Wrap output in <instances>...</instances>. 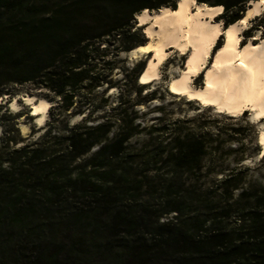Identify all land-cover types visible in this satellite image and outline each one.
<instances>
[{
    "label": "trees",
    "instance_id": "16d2710c",
    "mask_svg": "<svg viewBox=\"0 0 264 264\" xmlns=\"http://www.w3.org/2000/svg\"><path fill=\"white\" fill-rule=\"evenodd\" d=\"M37 1L0 0V97L30 84L64 107L100 81L91 63L103 56L100 44L121 33L136 42L137 13L176 4ZM197 1L220 5L229 24L250 0ZM116 120L111 137V121L34 139L4 131L0 264H264V188L244 187L234 172L208 186L187 183L183 174H201L203 135L169 137L151 125L156 135L135 148V128Z\"/></svg>",
    "mask_w": 264,
    "mask_h": 264
},
{
    "label": "rangeland",
    "instance_id": "374dc122",
    "mask_svg": "<svg viewBox=\"0 0 264 264\" xmlns=\"http://www.w3.org/2000/svg\"><path fill=\"white\" fill-rule=\"evenodd\" d=\"M37 2L40 3L41 0ZM156 2L158 0L150 2L145 0L142 3ZM260 8L259 13L253 16L249 24L241 30L242 41L253 37L264 38V0ZM221 12L222 8L215 19H219L224 27L227 22ZM106 18H110V14L106 15ZM134 18L131 31H135L134 37L137 41L130 42V35L121 33L114 37L110 36L109 42L104 41L100 44L99 49H105L100 53L103 56H97L91 61L95 66L94 73L100 76V81L95 87L80 88V91L73 96L69 107H64L59 97H53L42 87H34L30 84L10 86V93L0 97V140L4 131L8 138L16 136L13 127L18 130L20 137L34 139L46 130H51L52 133L64 132L74 125L93 126L105 121L113 123L108 134V137H111L117 134L119 126L116 118L121 117L126 124L131 123L130 126L135 128V133L128 142L135 148H140L147 142L148 137L156 135V132L146 131L151 125L163 127L164 131H168L169 137L174 136L175 132L203 135L208 152L201 160V174L197 175L194 172L183 174L182 178L187 183L208 186L234 172L240 174L244 187L264 188V153L257 144L264 118L259 122L253 120L249 110L244 114L233 116L219 112L214 106L203 105L196 100L189 101L185 96L171 92L170 74L172 70H178L175 66L181 68L185 65V54L181 55V58L168 57L160 69V79L139 84L137 75L144 67L146 57L129 60L126 55L128 50L146 40L145 26L138 24L136 15ZM222 42L223 35L212 47L209 61L213 50H216ZM125 45H131V48L122 49ZM205 71L206 69L193 79L194 86L204 85ZM173 72L177 73V71ZM23 94L35 95L51 101L40 124L37 123L36 117L31 115L29 106L17 99ZM14 98L19 103L16 110L10 107V101ZM159 133H162L161 130ZM96 148L97 146L93 147L90 152ZM237 193L238 190L233 193V198ZM214 202L217 203L216 199ZM261 211L264 214V206Z\"/></svg>",
    "mask_w": 264,
    "mask_h": 264
},
{
    "label": "bare ground",
    "instance_id": "6f19581e",
    "mask_svg": "<svg viewBox=\"0 0 264 264\" xmlns=\"http://www.w3.org/2000/svg\"><path fill=\"white\" fill-rule=\"evenodd\" d=\"M261 2L250 0L242 16L224 27L215 19L220 5L176 0L174 8L165 5L153 11L143 9L136 17L138 24L145 26L146 40L126 53L129 60L146 57L137 82L160 79L164 61L185 54V65L175 66L178 70L170 74L171 92L233 116L249 110L253 120L261 121L264 118V38L242 41L241 35V30L259 13ZM222 35L223 42L213 50L209 61L210 51ZM205 69L204 85L194 86L193 79ZM17 99L29 106L38 124L43 122L51 101L29 94ZM18 106L16 98L10 101L12 110ZM257 144L264 153V122Z\"/></svg>",
    "mask_w": 264,
    "mask_h": 264
}]
</instances>
